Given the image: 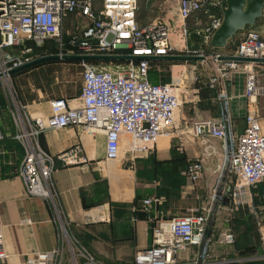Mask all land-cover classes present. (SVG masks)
<instances>
[{
    "label": "built area",
    "instance_id": "2783aa9c",
    "mask_svg": "<svg viewBox=\"0 0 264 264\" xmlns=\"http://www.w3.org/2000/svg\"><path fill=\"white\" fill-rule=\"evenodd\" d=\"M225 0H177V44L187 45L191 31L187 19L196 13L193 33L203 46L212 51L201 61H210L206 86L214 89L222 101V114L193 122L194 136H211L227 145L231 127L228 113L227 84L233 75H243L247 112L243 131L234 137L227 161L229 198L233 206H249L253 188L264 182V117L258 113L264 98V62L236 60L224 57L264 59V38L247 28L232 53L225 55L211 46V38L222 21ZM139 0H0V88L11 92V73L33 60L49 55L42 48L54 41L57 53L63 55H121L128 59L113 61L114 67L98 64L101 59L81 60V90L79 97H56L49 100L50 115L22 118L17 121L15 138L24 145L19 174L30 197H40L54 203L52 172L55 161L62 165L84 162L82 144L77 143L55 155L49 154L34 140L46 129L68 125L81 126L83 132H102L105 137L104 156L108 161L128 153L153 152L157 140L174 123V113L180 106L178 86L173 82H151L150 63L174 55L171 27L165 21L152 19L138 22ZM74 15L67 41L63 38L64 19ZM76 31V32H75ZM93 60L94 62H90ZM171 60V59H167ZM197 90L194 91L197 100ZM77 100V102H73ZM169 126V127H168ZM4 133L0 125V143ZM1 151V148H0ZM212 151L205 146L204 154ZM202 163L192 161L186 176L197 180ZM150 199L144 200L148 204ZM210 214L206 210L190 209L182 216L160 219L150 230V244L138 250L131 264H183L179 255L190 246L203 247L208 242ZM59 241L51 251L26 255V264H108L97 259L79 239L69 235L67 223L58 213ZM26 221V220H24ZM260 239L264 242V232ZM233 243L234 235H224ZM8 257L4 247L3 225L0 222V260ZM187 264V263H186ZM192 264H200L193 261Z\"/></svg>",
    "mask_w": 264,
    "mask_h": 264
},
{
    "label": "crops",
    "instance_id": "0c3cea01",
    "mask_svg": "<svg viewBox=\"0 0 264 264\" xmlns=\"http://www.w3.org/2000/svg\"><path fill=\"white\" fill-rule=\"evenodd\" d=\"M201 15L196 13L187 19L191 37L195 39V17ZM74 20H77L74 15L64 19L65 41ZM138 22L145 21L138 17ZM170 27L176 43L177 26ZM254 27L264 38V9ZM240 35L239 31L225 48L216 49L229 55ZM46 42L57 48L54 41ZM81 60L53 58L20 67L11 73V92L0 88V113L4 110L8 117L3 122L0 116L4 133L0 143V222L8 254L0 264H26V255L53 250L59 241L58 213L67 223L69 235L79 239L97 259L108 264H131L133 255L150 244V230L156 221L182 216L190 209L207 210L211 217L216 203L204 252L201 254L200 247L188 248L180 253L179 260L183 264L190 263L189 260L200 264H226L223 262L226 260L231 264L238 250L230 245L232 243L225 242L224 235L228 231L235 233L220 226V218L228 215L227 208L231 206L230 199L228 203L224 201L229 188V146L245 126L247 107L242 74H234L227 84L231 95L228 101L231 127L226 146L220 139L200 138L191 132L193 122L222 114V101L217 99L215 90L204 87L194 101V107L201 109L200 114H178L176 126L161 134L155 150L148 154L128 153L124 149L119 158L108 161L104 156L102 132L86 134L81 126L74 125L46 129L34 140L35 144L55 155L81 143L85 161L70 165L55 161L52 172L54 203L26 194L19 174L24 145L15 138L17 121L26 117L46 119L50 115L49 100L52 98L79 97L81 71L75 82L71 78ZM158 60L165 61L164 58ZM149 79L159 82L151 71ZM260 105L257 112L264 117V98L260 99ZM207 145L212 148L209 155L203 152ZM192 161H200L203 166L195 181L185 174L187 164ZM253 191L264 193V182L257 184ZM146 199H150L148 204L144 203ZM221 256L224 258H218Z\"/></svg>",
    "mask_w": 264,
    "mask_h": 264
},
{
    "label": "rangeland",
    "instance_id": "374dc122",
    "mask_svg": "<svg viewBox=\"0 0 264 264\" xmlns=\"http://www.w3.org/2000/svg\"><path fill=\"white\" fill-rule=\"evenodd\" d=\"M176 2L177 0H139L138 15L140 18L142 17L145 22L152 19H160L165 22L167 21L171 26H177ZM65 29L64 25L61 33L62 35H67ZM196 37V39L190 37L185 47L176 42L175 44L177 46L174 55H198L199 53H203L209 56V53L212 51L211 47L203 46L200 38L198 36ZM170 41L174 44L175 38L173 34H170ZM52 54H57V52ZM90 62L94 61L91 60ZM98 62L100 65L111 68L117 64L105 59H101V61ZM77 63V70L72 73L71 78V81L74 82L77 80L79 72L82 70L80 61ZM209 63V59L206 61L165 59V61L158 60L150 63V71L156 76L159 82H173L179 87L177 91L180 94L181 104L174 113V123H176V120L178 122V114H200V107L195 108V100H192V102L190 99L195 95V90L199 91L207 87L206 73L210 69ZM240 76L243 77V75ZM0 116L3 122H6L8 117L5 115L4 110L0 113ZM173 128L174 125L168 129ZM227 209L228 215L224 214V217L222 216L220 218V226H225L234 231V235L236 236L233 243L230 245H233V248L238 250V254L237 258L233 260L231 264H264V242L260 239L262 232H264V193L253 191L249 206L246 205L241 207L231 204ZM254 229L258 232L257 238H255L253 234ZM196 247L197 246H190L189 249H197ZM218 258L224 257L221 256ZM225 258L228 257L225 256ZM189 262L188 264H192L193 261L189 260ZM223 262L227 264L228 261L224 260Z\"/></svg>",
    "mask_w": 264,
    "mask_h": 264
},
{
    "label": "water",
    "instance_id": "95a60500",
    "mask_svg": "<svg viewBox=\"0 0 264 264\" xmlns=\"http://www.w3.org/2000/svg\"><path fill=\"white\" fill-rule=\"evenodd\" d=\"M264 9V0H225L224 5L222 6V21L220 26L215 30L211 38V46L213 48H225L228 41L239 31L246 30L249 28L250 30L258 33L261 37V33L254 26L256 25V21L263 15ZM53 58H74V59H105V60H119V59H128L131 58L129 56H121V55H99V56H83V55H63L59 56L58 54L46 55L40 58L33 60L32 62L22 66L32 65L38 62H41L46 59ZM166 59H181V60H201L203 56L199 55H172L165 57ZM231 58L236 60H251L264 62V59H248V58H240V57H224ZM20 68V67H19ZM18 69V68H17ZM16 70V69H15ZM229 189L227 190V194L224 197L225 203L229 202ZM217 203L214 207V211L209 220V224L211 225L214 220V214L216 211ZM202 245L201 254L203 252Z\"/></svg>",
    "mask_w": 264,
    "mask_h": 264
},
{
    "label": "trees",
    "instance_id": "16d2710c",
    "mask_svg": "<svg viewBox=\"0 0 264 264\" xmlns=\"http://www.w3.org/2000/svg\"><path fill=\"white\" fill-rule=\"evenodd\" d=\"M138 17H139V15H138ZM139 19H142V17L141 18L139 17ZM45 48L48 50V53L57 52V48L54 46V44H51L50 46H48V42H46L45 45L42 48H36L35 51L36 52H40V51H42ZM116 61H119V60H116ZM153 61H158V60H153ZM253 234H254L255 238L258 237V232H257L256 229L253 230Z\"/></svg>",
    "mask_w": 264,
    "mask_h": 264
}]
</instances>
